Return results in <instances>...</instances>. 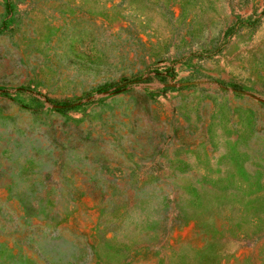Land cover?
I'll return each instance as SVG.
<instances>
[{
	"label": "rangeland",
	"instance_id": "obj_1",
	"mask_svg": "<svg viewBox=\"0 0 264 264\" xmlns=\"http://www.w3.org/2000/svg\"><path fill=\"white\" fill-rule=\"evenodd\" d=\"M0 264H264V0H0Z\"/></svg>",
	"mask_w": 264,
	"mask_h": 264
}]
</instances>
